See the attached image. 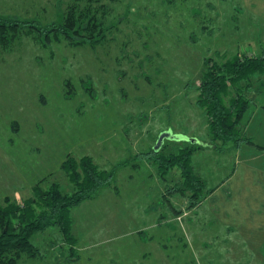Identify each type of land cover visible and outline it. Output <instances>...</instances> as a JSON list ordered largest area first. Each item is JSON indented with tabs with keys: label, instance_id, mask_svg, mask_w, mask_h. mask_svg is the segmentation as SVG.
I'll use <instances>...</instances> for the list:
<instances>
[{
	"label": "rangeland",
	"instance_id": "obj_1",
	"mask_svg": "<svg viewBox=\"0 0 264 264\" xmlns=\"http://www.w3.org/2000/svg\"><path fill=\"white\" fill-rule=\"evenodd\" d=\"M68 1L0 0V13L43 23L58 21ZM105 3L106 37L95 45H72L61 37L45 46L35 31L21 34L10 49L0 45V206L7 198L21 202L32 197L35 185L46 188L58 182L63 191L72 192L73 184L62 167L70 157L90 156L100 168L114 169L112 186L119 185L120 175L124 178L129 173H156L162 181L152 183L156 190L146 196L120 194L115 208L104 207L100 199L93 202V212L84 206L75 230L79 245H72L56 226L34 233L31 239L38 255H23L17 264H46L42 258H72L75 253L81 256L78 264H120L104 259L93 262L89 256L120 255L124 240L132 239L121 235L126 229L125 215L136 223L138 207L147 200H153L161 211L169 205L180 214L187 211L183 222H196L210 189L205 176H213L211 166H194L206 184L199 197H192L178 167L162 176L148 152L164 132L178 139L165 137L159 149L163 154L192 145L198 147L193 153L196 161L221 164L222 159L229 160L225 167L220 166L219 177L231 169L234 144L219 150L222 142L212 140L205 109L198 104V86L207 59L221 64L238 54L264 52V0ZM239 86L250 99L240 127L244 135L263 144L264 71L251 74ZM235 94L236 89H229L224 97L228 105ZM249 120L246 133L243 129ZM242 156L251 159L245 162L254 173L264 172L263 153L246 150ZM157 184L164 187L163 195H176L170 201L164 199ZM95 220L105 222L108 237L102 244L88 247V224ZM256 227L257 221H252L251 228ZM194 254L195 262L189 264H202L196 263V249ZM243 257L247 260L248 256ZM219 260L210 264H235L234 259L220 255ZM241 264H264V256L263 261Z\"/></svg>",
	"mask_w": 264,
	"mask_h": 264
},
{
	"label": "trees",
	"instance_id": "obj_2",
	"mask_svg": "<svg viewBox=\"0 0 264 264\" xmlns=\"http://www.w3.org/2000/svg\"><path fill=\"white\" fill-rule=\"evenodd\" d=\"M105 1L69 0L62 12V19L46 23L0 13V45L10 49V45L26 31L37 32L43 37L41 42L45 46L61 37L72 45H95L106 37L103 19L107 9ZM205 65L206 70L198 86V104L205 109L212 140L222 142L219 150L228 143L235 146L243 142L253 143L240 127L250 99L246 92L240 90L239 84L251 74L264 71V52L258 55L238 54L221 64L207 59ZM229 89H236V94L228 105L224 97ZM197 148L190 145L168 155L152 149L148 157L157 162L162 176L178 167L185 187L192 191V197H199L206 184L192 164V155ZM62 167L73 184L72 192L63 191L58 182L46 188L35 185L32 197L21 202L7 198L6 203L0 206V264H17L23 255L37 256L39 249L31 238L34 233L51 226L58 227L74 245L76 238L72 233L71 209L96 196L99 190L112 183L115 175L114 169L100 168L90 156H83L79 160L67 158Z\"/></svg>",
	"mask_w": 264,
	"mask_h": 264
},
{
	"label": "crops",
	"instance_id": "obj_3",
	"mask_svg": "<svg viewBox=\"0 0 264 264\" xmlns=\"http://www.w3.org/2000/svg\"><path fill=\"white\" fill-rule=\"evenodd\" d=\"M262 107L260 106L258 109ZM250 121L243 129L246 133ZM248 136L253 140V143L246 145L248 142H243L239 146L234 145V160L231 169L222 177H219L222 171L220 166L221 168L225 167L229 160L226 163V159H222L221 164L214 162V160L206 163L205 160L196 161L194 155L192 156L191 160L195 167L197 164L203 165V167L211 166L210 172L212 171L213 175L205 176L210 189L201 202L206 207L200 204L202 209L199 210V214L201 216L197 218L196 222H183L187 216V211L180 214L177 208H172L170 205L161 211L153 205V200H147L138 207L139 216L136 223L134 220L131 221L128 214L125 215L126 229L121 232V235L123 238L130 237L132 239L124 240L120 255H92L89 256L90 260L101 262L104 259L105 262L107 260L113 263L120 262V264H189L195 262L194 249H196V263L210 264L220 261L219 255L224 259H234L235 264L255 262L258 259L263 261L264 172L257 175L249 166V163L252 162L251 159L245 160L241 157H244L242 154L246 153V150L249 153L259 151L264 154V143L261 144L257 140L255 141L253 136ZM189 138L184 137L183 139ZM199 142L196 139V143ZM249 156L251 157V155ZM252 160L256 161L255 159ZM129 164H133V162L131 161ZM213 166L216 167L215 171H213ZM200 176L202 177V175ZM118 181V186H114L115 183L113 186H105L99 190L96 196L71 209L73 233L77 238L75 245L80 243L78 242L80 236L76 234L75 230L80 224V211L84 206L90 207L93 212L95 206L93 202L100 199L104 207L115 208L118 203L116 198L120 194L130 197L140 193L146 196L155 189L152 183L161 182L162 178L156 173L139 176L129 173L124 178L123 175H120ZM158 191L164 199L167 198L169 201L176 195H163L164 187L162 185H158ZM126 204L129 205L130 203ZM255 220L257 221L256 230L251 228L252 221ZM131 222L134 223L131 225ZM88 225L86 235L91 238L87 244L88 247L102 244L105 237H108L105 222L95 220ZM111 226L119 227L120 225L111 223ZM256 233L258 234L256 235ZM213 245H217V249H214ZM244 255L248 256L247 260H243ZM213 256L218 259L213 258ZM58 258L62 260L58 261L57 264H78L81 261V256L76 253L72 258L69 256L70 259L64 256H50L49 259L45 257L41 261L46 264H54Z\"/></svg>",
	"mask_w": 264,
	"mask_h": 264
},
{
	"label": "water",
	"instance_id": "obj_4",
	"mask_svg": "<svg viewBox=\"0 0 264 264\" xmlns=\"http://www.w3.org/2000/svg\"><path fill=\"white\" fill-rule=\"evenodd\" d=\"M172 137H171V136ZM171 137V138H177L178 139V136H173L172 134H169L168 132H164V133H162L161 135H160V137H159V140L157 141V143H156V145L154 146V150H156V151H158L161 147H162V145H163V139L165 138V137ZM195 139H193L192 141H194Z\"/></svg>",
	"mask_w": 264,
	"mask_h": 264
}]
</instances>
